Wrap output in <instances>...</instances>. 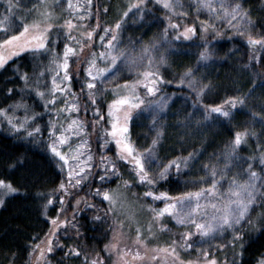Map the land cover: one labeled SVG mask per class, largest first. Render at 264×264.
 I'll use <instances>...</instances> for the list:
<instances>
[{"label":"trees","instance_id":"1","mask_svg":"<svg viewBox=\"0 0 264 264\" xmlns=\"http://www.w3.org/2000/svg\"><path fill=\"white\" fill-rule=\"evenodd\" d=\"M23 2L20 0L21 11L14 10L10 17L13 33L21 30V24L27 19L23 13L29 10L33 0L28 1L29 6ZM6 4L7 0H0V17L6 12ZM103 5V0H91L90 15L94 17L98 14L105 21L106 17L103 18L102 15L106 16L109 12H105L107 6ZM243 5L250 9L254 21L264 20V0H244ZM143 9L148 12L147 18L151 19L154 16L160 26L168 25V17L171 14L165 16L164 9L160 5L155 6L153 0H150ZM149 13L153 16H149ZM198 15L200 16L197 19L186 18L185 22L188 21L191 26L198 23L200 26L204 16ZM20 17H24L22 22ZM258 31L259 29L254 34ZM100 32L101 30L97 34ZM225 35L229 34L225 31ZM0 38H4L2 32ZM229 38L217 41L216 44H220L219 48L212 47L215 45L214 42L210 45L215 60L207 75L211 88L210 95L207 94L205 98L199 100L183 86L166 81L158 85L159 91L156 92L157 97L154 100L161 96H171L170 103L160 117L167 135L162 142L165 160L161 161L164 165L173 158L187 157L190 153L193 158L188 161L187 167L181 166L179 173L173 168L164 179L157 178L155 185H149L136 178L132 164L120 158L117 146L105 132L111 128L107 114V97L103 93L106 88H101L97 84V89H101L96 93V104L101 109L98 115L93 114L87 90L82 91V82L86 76V59L89 58V53L97 51L99 46L95 35L92 38L93 46L85 47L79 56L71 59L69 66L72 74L71 90L75 93L81 109L77 115L84 122L83 135H86L88 152L92 157L90 161L92 167L87 170L89 175L79 185L75 184V179L68 176L64 162L49 149L51 134L47 130L49 127L46 126L48 119L54 115L51 111L52 106L51 110L44 111L34 93L33 79L26 86L21 78L23 73H28L34 78L37 71L47 68L51 64L48 52L43 50L26 52L8 62L0 71V108L9 110L12 105L21 103L29 109L28 114H36L34 121L26 123V128L39 125L40 132L29 136L26 129L13 131L11 126L3 123L0 128V179L10 181L19 189L14 195L5 198L0 208V264H45V261L47 264H84V256L95 258L97 254L103 258L104 264H115L114 254L110 248L105 249L104 246L112 243L118 229L116 223L118 219L111 212L105 215L108 203L96 195L94 189L98 187L115 189L123 181H130L126 187L128 193L143 207L154 211L162 209L166 201L163 197L154 199L145 196L149 189L156 193L167 192L169 196L176 197L182 192L206 188L211 183V175L203 166L215 164L218 169L225 166L224 154L228 152L235 132L244 129L256 132V136L250 135L245 138L237 152L240 157L258 158L259 153L264 152V124L260 123L259 119H254L252 112L264 113V109L259 107L260 104H264V49L248 44L247 38ZM199 39V36H195L192 41L178 42L185 50H189L188 52L184 50L185 54L173 59L172 63L178 74L182 75L189 65L193 64L191 57L193 49L198 50L199 56L205 48L206 44ZM57 44L58 49L62 47V41ZM183 69L185 70L182 71ZM133 76L117 83L132 79ZM46 78L48 76L44 75L42 79ZM9 87L13 88L12 94L6 91ZM228 97H241L244 103L232 108L229 117H223L218 113L205 116V106L228 107L223 103ZM85 106L87 111L84 110ZM145 107L146 105L132 120L129 131L130 141L139 152L148 147L151 135L148 121L143 115ZM99 116H103V119ZM184 125L187 127L186 131H179L178 128ZM196 128L202 133L197 132L193 140L189 133ZM185 132H188V136ZM102 156L115 162L118 169L117 173H110L103 184L97 179V176L103 174L100 160ZM229 168L219 184L221 191L227 189L229 180L233 177L241 182L247 179L246 165H243L242 160L233 161ZM150 174L157 176L155 172ZM62 182L68 189L67 192L59 188ZM47 199H51L52 203L45 209ZM77 200H80L79 204L76 203ZM91 205H95V209ZM250 214L255 228L249 227L246 223L238 228L244 233L243 255L234 257V251L228 249L223 255V262L219 259L221 264H224L225 260L232 264L234 259L237 264H259L264 258V227L261 226L264 219V200H258L252 206ZM73 215L75 216L73 223L79 229V235L70 225H59L52 237V252H46L45 259L37 261L39 253H32V248L37 244L44 247L43 242L54 228L52 219L57 216L60 219L65 217L71 219ZM97 215L102 219L94 220L93 217ZM164 224L167 226L165 237L168 240L177 239L183 242L181 234L187 230H194L193 227L179 228L169 218L164 219ZM201 238L199 234L192 237L198 241L194 245L199 244ZM231 238L232 236H229L221 245L231 247L229 246ZM70 247L80 249L79 255L69 252ZM219 248L220 246L206 251L209 258L222 253V249ZM194 254L202 256L201 252L194 251Z\"/></svg>","mask_w":264,"mask_h":264},{"label":"snow or ice","instance_id":"2","mask_svg":"<svg viewBox=\"0 0 264 264\" xmlns=\"http://www.w3.org/2000/svg\"><path fill=\"white\" fill-rule=\"evenodd\" d=\"M157 3L161 4L163 8L169 10V12H174L176 7H183L180 3V0H156ZM201 7L207 8L209 11L213 12L214 15H217L220 18L219 14L216 13L215 7L212 3V0H200ZM91 6V0H85V5L75 4L73 0H66V8L68 11L69 18L64 20L63 25L61 26V31L65 33V39L67 43L64 44V51L62 56L57 57L52 63L54 65L55 75L52 78L51 84L52 87L47 91L43 90L39 84L40 78L44 75V70L40 73L35 74L36 79V95L44 100V106L47 108L49 105L52 106V111L56 112L57 115L61 111L71 112L75 110L79 112L80 106L78 100L75 98V93L71 90V81L72 74L69 69V59L70 55L78 56L80 52L83 51L85 46H89L92 43V37L95 33V28L87 30L83 33L79 32L80 25L75 23L76 17L73 15L79 8H84L85 14H89ZM35 8V6H33ZM46 7V11L41 14L42 23L33 22L31 25L27 23L21 24V30L13 33L10 23V17L14 14L15 11H21L20 0H7L6 12L0 17V32L3 33L4 38H0V68H4L12 56L17 55L20 52L25 51V49H32L33 51L47 49L48 44L50 43L48 33L50 29H53L55 26L49 21L52 18V5H42ZM131 7H136L138 11L142 7H146L145 0H140L138 5H130ZM220 11L223 14L222 19L227 21V24L231 29H235L240 32L241 35H247V43L253 46H259L261 49H264V20L254 21L252 19L250 9L244 7L239 0H234L233 3L225 5L223 2L219 4ZM128 12L125 11L123 16H127ZM186 15V13H183ZM81 23L84 17H79ZM21 22L24 20V17H20ZM236 21L237 23H233ZM243 22V23H240ZM201 28L207 30L209 27L215 32L216 35H220V32L216 30L214 24L210 25L207 21L201 22ZM96 27H100L97 23ZM172 28L177 30L179 38L181 35L184 38H189L191 34L196 32L195 26H184L175 22L172 16L168 17V25L165 26L164 35H167L168 29ZM121 28V22L116 21L114 27H105L103 29V35H100V40L102 43H106L107 50L103 52H90L89 58L86 59L87 68L85 69V79L83 83V89L87 90L88 101L92 106L93 114L98 115L101 109L96 104V93L101 89H97V83L101 84L103 87V82L109 79V76H114L118 70L117 62L121 61L127 63L130 68L138 67V62L147 59L148 66L155 68L157 63H166V57L161 55L159 61H155V58L149 53L154 50L155 44L145 45L141 48L139 53H135L133 50L126 48H119L117 44H114V41L118 40L117 31ZM182 29V32L179 31ZM259 31L256 34V30ZM106 37H110L106 39ZM207 43V41L205 42ZM75 45V46H73ZM211 53L208 48L205 47L203 51L199 53L200 60L209 59ZM98 58H103V61L106 62L104 67H100L97 64ZM255 58V57H253ZM109 74L106 76L105 74ZM140 74V73H138ZM141 75V78L136 81L129 82L125 80L122 85L117 84L114 86L116 89H126L128 94L119 95L117 98L113 99L107 106V114L109 121L111 123V128L106 129L105 132L115 141L117 145V150L120 153V158L129 161L132 164L136 178L141 182H147L149 185H155L156 179H164L171 169H176L177 173L181 166L187 167L188 161L193 158L190 153L187 157H176L164 164L160 168L157 176L154 177L150 174L149 168L151 165V149H146L145 153H140L130 141L129 136V121L132 119L133 109L140 108L141 104H144L145 101L136 94V87L139 84H144L148 93H154L159 91L158 84L160 81H163L164 77L159 74L158 71H144ZM26 86L29 81L33 79L28 73H23L21 77ZM151 78V79H150ZM185 78L187 79L188 86L195 87L197 89L196 95L199 97L206 88L209 87V84H204L198 82L196 77L193 74L192 68H187L185 72L181 75L180 84L185 83ZM59 81V83H57ZM8 94L13 93V88L9 87L6 89ZM57 94L65 97L61 109H56L55 105L57 103ZM158 103L159 107H163L166 104V100L161 98ZM224 105L228 107H222L220 105H207L205 106V116L207 117L211 113H218L223 117L230 116V110L235 108L237 104H243L244 99L241 97H228L225 100ZM24 106L21 103L12 105L13 109L17 107ZM26 107V106H25ZM259 107L264 109V104H260ZM85 111H87V106H85ZM0 114H3L8 121V124L11 126L13 131L19 129H26V134L31 136L33 134L39 133V125L27 129L26 123L29 120L35 119L36 114L25 115L21 120H16L14 122V117L8 114L7 108H0ZM254 119H259L260 123L264 124V113L252 112ZM100 119H103V116H99ZM95 123V121L93 122ZM69 129H74L76 135H79L80 132L84 130V122L77 119L71 120L67 126L61 125L57 127L56 122H50L49 132H50V144L49 147L51 152L56 156L60 157V160L64 163H67L69 155L61 151L62 145H69L68 136L65 135ZM256 136V132L244 129L243 131H237L234 133L233 139L231 141L230 148L226 154H224L225 166L222 168H217L215 164H206L203 167L210 172L211 183L208 186L199 188L195 191L182 192L176 197H171L167 192L156 193L149 189L144 195L153 197L154 199H159L161 197L167 199L169 203L164 205V208L155 211V216L157 218L164 215V213L173 214L177 221L181 224L188 223L194 230H187L181 234V239L183 241V246L187 248H192L195 243L198 241L193 240L192 237L199 234L200 236H208L210 233H213L217 230L223 231L225 229H232L233 235L231 239V244L233 248H238L240 251L234 252V257L242 256L244 250V233L242 230L238 229L236 226L246 223L249 227L255 228V224L251 219L250 209L258 200H264V152H260L257 157H240L238 155V148L245 142V138L248 136ZM107 142V141H106ZM157 144V139H153L152 147ZM84 147V143L78 144L75 149L71 148L69 145V152H79L80 148ZM73 159H79V157H73ZM91 155H87L84 160L80 161L79 172L74 173L72 170H69L68 176L75 177V184L79 185L80 182L87 178L89 173L85 172V168H91L92 164L88 161H91ZM101 165L103 166V174L97 176V179L101 184H103L110 173L115 174L118 172L115 162L109 160L108 157L102 156L100 158ZM243 161V165H246L245 175L247 179L244 181H238L234 177L229 180V186L227 189L221 191L219 184L223 180L226 173L230 170L229 164L233 161L239 162ZM258 160V162H257ZM83 173V175H79ZM131 182L123 181V185L127 186ZM61 190L67 192L65 184L62 182L59 185ZM0 190H3L5 193H14L19 191L16 187L12 185L10 181L0 179ZM96 195H99L104 200L108 202V208L105 210V215L108 212H111L115 215H119L118 205L123 207L121 203V193L116 189H108L103 187H98L93 190ZM201 200H207L208 204H201ZM61 202L63 203V197H61ZM51 199H47L44 207L47 208L48 204H51ZM77 204L80 203V200L76 201ZM4 204V199L0 196V206ZM210 204L212 213L208 211V205ZM180 206L177 208V206ZM95 209V205H91ZM150 207V206H149ZM78 210V209H77ZM46 214V213H45ZM211 215V222L207 221V217ZM94 220L99 221L102 219L100 215L93 217ZM75 216L71 219L65 217L60 219L59 216L52 219L54 228L50 230L49 235L45 239L44 247H41L40 244L35 245L32 248V253H39L37 256V261L40 259H45L46 252H52V237L55 235V228L59 225H70L72 228L76 229L77 235H79V229L73 223ZM118 226H122V222H116ZM261 226L264 227V219H262ZM162 228H166V225H161ZM115 231V229H113ZM149 234H151V226H149ZM137 241L142 243L141 240V231L139 226L136 229ZM175 241L172 242V245L164 246L163 248H157L155 254L150 257L151 260L156 261V264H159L157 256L160 252L168 253L171 252L174 260H179V256L176 252ZM224 245H220L223 247ZM105 249L117 248L116 243L106 244ZM69 252L79 255L80 249L78 248H69ZM131 250H128L122 255H127ZM32 253L29 255L31 256ZM133 257H141L140 251H135L132 253ZM202 257L204 258V264H217L215 257L209 258V254L206 251L201 252ZM47 264V261H45ZM84 264H104L103 258L97 254L95 258H89L84 256ZM180 264H185L184 261H180ZM186 264H194L193 261H187ZM224 264H228L225 260ZM232 264H237L236 260L232 261ZM259 264H264V258L259 261Z\"/></svg>","mask_w":264,"mask_h":264},{"label":"rangeland","instance_id":"3","mask_svg":"<svg viewBox=\"0 0 264 264\" xmlns=\"http://www.w3.org/2000/svg\"><path fill=\"white\" fill-rule=\"evenodd\" d=\"M28 1H32V0H21V2L27 3L29 6L30 4L28 3ZM149 1L150 0H145V4L147 5ZM73 2L75 4L85 5V0H73ZM139 2L140 0H117V1L103 0V4H104L103 6H107L105 12H109L108 15L106 16L102 15L103 18L106 17L105 21L102 20L101 16H99L98 14H97L98 16L97 15H95L94 17L91 16L90 15L91 9L89 14H85L84 8H79L76 10V12L73 13V15L76 17L75 23L80 25L79 32L83 33L87 30H91L92 28H95L94 35L97 38L96 39L97 45L99 46L97 47L98 48L97 51L93 50V52L95 51L99 53L107 50L106 43H102L99 37L100 35L104 34L103 29L105 27H114L116 21L119 20L121 22L122 29L120 28L121 31L120 29L117 31L118 40L114 41V44H117L119 48H126L133 50L135 53H139L143 46L155 44L154 50H152L149 54L153 56L155 58V61L157 62L159 61V57L161 55H164L166 57L167 62L157 63L155 68L148 66L147 59L143 61H139L138 67H131V68L127 63L122 62V60L118 61L117 62L118 70L116 71L115 75L109 76V74L107 73L105 74L106 76H109V79L103 82V87L106 88L104 89L103 93L104 96L107 97V104H109L113 99H116L117 94L119 95L128 94L127 90L123 88L114 90L115 85L117 84L122 85L124 81H122L121 83H117V82H120L122 79H128L133 75L134 76L132 77V79H129L127 81L132 82L139 80L141 78L140 74H142L146 70L158 71L159 74L164 77L163 81H160L159 84L166 81L171 84H177L179 86H183L188 90V92L191 95H193L199 100L205 98L207 94L210 95L211 94L210 85L198 97L196 95L197 89L195 87L190 88L188 86L187 83L188 78H185L184 84H180L178 81L181 78V74H178L175 71V67L172 62L173 59H175V57L185 54L183 52L185 50L183 48V45H181L178 42H189L192 41L195 38V36H199L200 41L204 43L207 41V43H205L206 44L205 47H207L208 50H210L209 52L211 53V55L207 60H200L198 56V50L193 49L191 53L192 54L191 57L193 58L192 59L193 64L189 65V68L193 69V74L198 82L209 84L207 81L208 79L207 75L209 69L215 63L214 56L212 54V47L215 48L220 47V44H216V42L222 41L223 38L226 37H230L229 39H232L234 37H240L244 39L247 38L246 34L241 35L240 32L236 31L235 29H231L230 26L227 24V21L222 19L223 14L220 11L219 4L223 2L227 6L233 3L234 0H212V3L215 7V11L216 13L219 14L220 18H218L217 15H214L213 12L209 11L207 8L201 7L200 0H180V3L183 5V7L177 6L174 12H169V10L163 8L161 4L157 3L156 0H153V4L155 6L160 5L164 9L165 16H168L167 14L169 15L171 14L170 16H172L175 21L179 20V22H177L178 24L184 26H191L192 25L191 23H188V21L185 22L186 18L197 19V17L200 16L198 14H201L204 16V21H207L210 25L214 24L216 26V30L220 32V35H216L211 27H209L205 31L201 28V26L198 25V23H196L195 24L196 26L194 25L196 28V32L194 34H191L187 39L184 38L182 35L179 38H177L178 35L177 30H174L170 27L167 31V35L165 36L164 35L165 27L160 26L157 19H155L151 13H149V16H153V18L151 19L147 18L148 12L146 9L144 11L143 9L144 7H142L140 11H138L136 7H131V8L129 7L130 5H138ZM239 2L243 4L244 0H239ZM42 5H52L51 11L53 15L49 22L55 26L53 29H50L48 33V37L50 41V43L48 44V48L46 50L41 49L34 51V52H38L42 50L45 52L47 51L49 57L51 58V64L44 69V75H47L48 78L43 80L42 77L39 80V84L41 88L47 91L52 87L51 81L53 76L55 75L52 59L54 61L57 57L62 56V53L64 51V44L67 43V40L65 39V33L60 29L61 26L63 25L64 20L68 19L69 16L66 8V0H33V3L29 7V10H26V12L23 13V16L27 18L25 21H23V23H27L29 25H31L33 22L42 23L41 14L47 10L46 7H42ZM33 6H35V8ZM125 11L128 12L127 16H123V13ZM183 13H186V15H183ZM81 16L84 17L82 23L79 19V17ZM97 23H99L100 27H96ZM233 23L235 24L237 22L233 21ZM99 30H101V32L97 34ZM179 31L182 32V29H180ZM225 31L229 34L228 36L225 35ZM108 38L110 37H106V39ZM61 41H62V47L58 49L59 44L57 43H60ZM93 42L94 41H92L91 43V47L93 46ZM212 42H214L215 45L211 47L210 45ZM185 51L188 52L189 50H185ZM26 52H33V50L25 49V51L12 56V58L8 62H10L12 59ZM186 55L189 56V54ZM75 56L76 55H70L69 66L71 63V59ZM105 63L106 62L103 61V58H98L97 60L98 66L104 67ZM2 69L3 68H0V71ZM184 70L185 69H183L182 71ZM40 72L41 71H37L36 74ZM35 79L36 76L33 78L32 83L34 87V93L36 95L35 88L37 85L35 83ZM57 83H59V81H57ZM97 84L101 86L100 83ZM136 94H138L139 97H141L145 101V103L141 104L140 108L133 109L132 119L129 121V131L132 120L136 117L138 113L142 111L143 107L146 105L145 109L143 110V115L148 121L150 128L149 133L151 134L150 141L146 149H151L152 152L151 155L152 162L149 168V172L158 173L163 165V162L161 160H165V157L162 154V149H163L162 142L164 137H167L165 126L161 123L162 121L160 117L165 112L168 104L170 103L171 96L169 95L161 96L158 97V99L154 100L157 97V93L156 92L148 93L144 84L137 85ZM36 97L39 103L43 106L44 111L51 110L50 109L51 105H49L46 108L44 106V100L37 95ZM161 98L166 100V104L163 107H159L157 103L161 100ZM64 100L65 97L59 94L57 95V103L55 105L56 109L62 108ZM28 111L29 109L25 106L17 107L15 109H13L12 107L11 109L8 110V114L15 118L14 119L15 122L16 120H21L26 114L32 115V114H28ZM52 113L54 114L53 117L51 118L53 120L48 119L47 122L48 126H46L47 128L49 127L50 122H56L57 127L59 128L61 125H64L66 127L67 124L73 119H77V118L79 119L77 115L78 112H76L75 110L71 112L61 111L59 115H57V113L54 111H52ZM2 123L10 126L8 124L7 118L3 114H0V128ZM178 129L179 131L181 130L183 132L186 131L187 127L184 125ZM47 130L49 132V129ZM197 132L199 134L202 133L199 128H196L194 129V131L189 133L190 136H193V140L195 139ZM74 133H75L74 129H69L68 132L65 133V135L68 136L69 145L71 146V148L75 149L76 146L81 143H84V147L80 148L79 152L73 151L70 153L69 145L60 146L61 151L69 155V159L67 163H64L67 169V174L69 170H72L74 173H78L79 167L81 166L80 161L84 160L87 155H90L87 148L88 140L86 138V135H83V131L80 132L79 135H76ZM186 134L188 136V132ZM153 139H157V144L154 147H152ZM110 140L114 141L113 139H111V137ZM145 150L140 151V153H145ZM56 157L60 159V157L58 156ZM73 157H79V159H73ZM88 162L90 163V161ZM88 169L89 168H85V172H87ZM79 175H83V173H79ZM70 178L75 179V177H70ZM126 187L127 186H124L122 183L120 186L115 188L121 193V203L123 204V207H120V205L117 206L119 210V215H116L118 221L122 222V226H118V229L115 231L112 241V243L117 244V248H110L111 253H113L115 256V264H156V261L150 259V257L155 254V250L157 248H163L164 246L167 245H172L173 241L176 242L175 245L173 246L176 247V252L177 255L179 256V260H174V258L171 255V252L168 253L160 252L159 255L157 256V260L159 261V264H180V261H184L185 264L187 261H193L194 264H204V258L200 255L198 256L195 255L194 251L202 252V251H209L210 249L216 247L218 248L222 243L224 244L228 240L229 236L233 235L232 229H225L223 231L217 230L213 233H210L208 236H202L199 244L193 245L192 248L184 247L183 242H181L180 240L177 239L168 240L165 237L166 228L161 227V225H166L164 224L165 218L166 219L169 218L179 228L184 229L192 226L188 223L185 224L179 223L173 214L167 212L164 213L163 216L157 218L155 216V211H153L150 208L143 207L140 203H138L137 200L134 199L128 193ZM15 193L16 192L5 193L3 190H0V196H2L3 199L11 195H14ZM163 200H165L166 203H169L167 199L163 198ZM201 204H208V201L201 200ZM179 207L180 206L178 205L177 208ZM208 211L209 213H212L213 211L210 207V204L208 205ZM207 221L211 222V215L207 217ZM243 224L244 222H242L241 225L236 227L239 228ZM138 226L141 231V240L143 241L142 243L137 241V237H136V229ZM149 226H151V234H149ZM229 246L231 247L229 248L228 246H223V248L220 247L219 249H222L223 252L220 253L218 256L215 253L216 255L214 257L217 260V264H221L219 259L223 262L222 259L223 255L224 253H226L228 249H231V251L234 252L240 251V249L238 248H233L231 244V240L229 241ZM128 250H131V252H129L127 255H122V253H126L128 252ZM137 250L140 251L141 257L134 258L132 253H134Z\"/></svg>","mask_w":264,"mask_h":264}]
</instances>
